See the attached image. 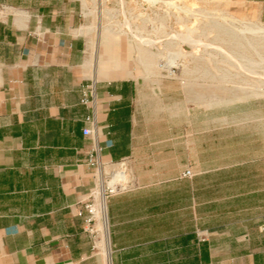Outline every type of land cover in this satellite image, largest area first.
<instances>
[{"label": "crops", "instance_id": "0c3cea01", "mask_svg": "<svg viewBox=\"0 0 264 264\" xmlns=\"http://www.w3.org/2000/svg\"><path fill=\"white\" fill-rule=\"evenodd\" d=\"M82 12L83 0H0V264H264V104L241 119L195 106L188 121L183 104L176 136L140 134L136 83L102 79ZM91 155L132 173L107 202L106 255L78 215L98 184Z\"/></svg>", "mask_w": 264, "mask_h": 264}, {"label": "rangeland", "instance_id": "374dc122", "mask_svg": "<svg viewBox=\"0 0 264 264\" xmlns=\"http://www.w3.org/2000/svg\"><path fill=\"white\" fill-rule=\"evenodd\" d=\"M178 4L184 7L188 6L190 11L188 7L185 10H179L162 2L147 0H83L81 28L87 37L88 44L93 41L98 47L97 50L100 49L99 64L105 65L104 69L107 74L102 79L131 78L136 83L138 93L135 105L139 133L154 136H176L179 105L183 106V104H185L187 121L194 117L197 112L194 110L195 106H209V104L216 105L215 114H217L218 119H223L231 113L234 114L235 119L244 118L252 113H261L262 111L252 112L250 110L258 108L255 106L259 103L264 104V47L253 49V47L244 45L245 49L250 48L246 53L242 46H240L241 49H237V47L230 44L226 45L220 39L225 37L228 30L229 35H231L232 30L239 31L254 24L264 26L258 4L253 0H182ZM89 10H93V13L96 11V13H90ZM221 12H225L223 14L226 15L227 19L220 18L223 15ZM215 16H218V18H215ZM183 18L185 20H182ZM229 18L236 23L233 21L229 23ZM216 19L224 23L225 28L217 27L215 31L212 30L209 33V30L212 29L211 24ZM161 23L166 25L165 33H169V35L153 42L150 39L154 35V26H159ZM186 23L188 26L193 24L203 26L199 28L198 33L203 35L205 32L204 35L200 34L199 36L198 33L196 34V36L201 37L200 39L208 34L212 36L208 35L210 37L207 41L205 39L198 41L197 49L201 50L198 51V56L180 58L187 63V68L182 65L172 67L173 74H170L168 69H162L158 64H164L165 61L167 63L172 52L173 57H175L176 51L182 50V53H185L193 50V45L183 40L180 35L187 33L188 26H186ZM90 25L95 26L89 29L90 33H86L85 31H88ZM105 28L113 30L114 33H103ZM141 37L146 40H142ZM226 39L228 38L226 37ZM238 39L243 44L246 41H244V38ZM218 40L222 42H218ZM205 44H207V47ZM217 45H219L218 48L226 49V52L229 50V52L234 53V51H237L239 53L240 49L241 53L239 54L241 55L234 53L233 58L232 56H226V58L222 52L217 53ZM169 53L170 56L168 57ZM256 53L258 58L255 56ZM247 54H250V56ZM230 57L232 59L230 61L235 64L233 62L231 65L229 64L228 58ZM234 57H236V62L233 60ZM222 59L225 60L221 61ZM248 59L253 61L247 64L250 69L253 68L250 70V74L248 73L249 70L241 69L238 66L242 61L247 63ZM110 60H119V66L110 62ZM255 60L262 61V63ZM254 61L263 66H257ZM220 64L221 69L219 68ZM225 64L227 66H224ZM228 65H235L238 68L233 66L231 74L229 72L231 68ZM224 69H230L228 72L231 77ZM254 69H257V71ZM235 71L236 73H234ZM238 72L243 73L241 74L242 77ZM234 74L239 77L233 76ZM213 75L215 78H213ZM231 85L233 86L231 87ZM173 161L176 162V159ZM121 164H123L122 167ZM108 170L115 172L125 170L128 176L132 174L128 160H123L119 165L117 164ZM98 187L99 184H97L95 190ZM99 224L100 221L96 225L97 228H99Z\"/></svg>", "mask_w": 264, "mask_h": 264}, {"label": "bare ground", "instance_id": "6f19581e", "mask_svg": "<svg viewBox=\"0 0 264 264\" xmlns=\"http://www.w3.org/2000/svg\"><path fill=\"white\" fill-rule=\"evenodd\" d=\"M147 1H152V2H162V3H164V4H166V5H168V6H170V7H176V8H178L179 10H185V8L186 9H188L189 7L188 6H186V7H184V6H181V5H179L178 4V2H182V0H147ZM184 3H185V1H184ZM89 5H91V4H89ZM93 6V5H92ZM95 6V5H94ZM188 7V8H187ZM87 8V7H86ZM89 9V8H88ZM87 9V10H88ZM94 10V9H93ZM93 10H89L90 11V13H93ZM105 10V9H104ZM189 11H190V8L188 9ZM88 11V12H89ZM106 11V10H105ZM186 12V11H185ZM95 13H96V11H95ZM95 13H93V14H95ZM179 13V12H178ZM191 13V12H190ZM210 13V12H209ZM208 13V14H209ZM222 13V12H221ZM223 13H225V12H223ZM222 13V14H223ZM92 14V15H93ZM215 14V13H214ZM192 15V14H191ZM187 16V15H186ZM205 16H207V15H205ZM211 16V15H210ZM209 16V17H210ZM208 17V18H209ZM212 17V16H211ZM229 17V16H228ZM215 18H218V16H215ZM220 18L221 19H227L226 18V15L225 14H223L222 16H220ZM232 18V17H231ZM213 19H214V15H213ZM163 20H164V17H163ZM182 20H185V18H183ZM230 18H229V23H232V21L233 20H231V22H230ZM239 20V19H238ZM214 21V20H213ZM164 22V21H163ZM187 22V21H186ZM205 22H207V21H205ZM205 22H203V23H205ZM233 22H235V21H233ZM153 23H154V21H153ZM236 23V22H235ZM202 24V23H201ZM206 24V23H205ZM156 25V24H155ZM159 25V24H158ZM204 25V24H203ZM208 25V24H207ZM212 25V26H211ZM211 25H209V26H211V28L212 29H210L209 30V33L212 31V30H216V28L217 27H220L221 29L224 27L225 28V24L224 23H221V22H219V20H215L214 21V23L213 24H211ZM235 25V24H234ZM95 25H90L89 26V28H88V30L90 29V28H92V27H94ZM104 26V25H103ZM165 26L166 25H164V23H161L159 26H154V35H153V38H151L150 40L151 41H153V42H156V41H159V40H161V37H163V36H168L169 35V33H165L166 32V29H165ZM186 26H188L187 25V23H186ZM237 26V25H236ZM201 27H203V26H201L200 24L199 25H196V24H193L192 26H188L187 27V33H185V34H180L181 36H182V38H183V40H185V41H188V42H190L192 45H193V50L192 51H190V52H185V53H182V50H179V51H176V54H175V57H173V55H172V53H171V58H170V60H168L167 61V63H166V61H165V63L164 64H158L159 66H160V68H165V69H168L169 70V72L171 73L173 70H172V67H178L179 65H182V66H184L185 68H187V63L186 62H184V61H182L180 58L181 57H187V56H193V57H196V56H198V54H199V52L201 51H199V49H197V44H199L198 43V41H200V40H202V39H205V41H207L208 39H209V37L210 36H212V35H210V34H208V35H210V36H208V35H206L204 38H202V39H200L201 37H199L200 36V34L198 33V30H199V28H201ZM204 27H206V26H204ZM207 28V27H206ZM87 29V28H86ZM223 30H225V29H223ZM228 30V29H227ZM226 30V31H227ZM200 31V30H199ZM203 32H204V30H202ZM202 32V33H203ZM219 32V31H218ZM228 33H226L225 34V37H221L220 39L223 41V43H225L226 45H232L233 47H237V49L238 48H240V46H242L243 48H244V45H248V47H253V49L255 48V49H257V48H259V47H261V46H263L264 47V26H262V24L261 25H258V24H254V25H252V26H247V27H244V28H242V29H240L239 31H235V30H232L231 32V35H229L230 34V32H229V30L227 31ZM103 33H105V34H112V33H114L113 32V30H111V29H107V28H105L104 29V31H103ZM199 34V36H196V34ZM205 33V32H204ZM204 33H203V35H204ZM224 33V32H223ZM102 34V33H101ZM214 34V33H213ZM220 34V33H219ZM179 35V36H180ZM202 35V34H201ZM202 35V36H203ZM216 35V34H215ZM178 36V35H177ZM171 37H173V36H171ZM226 37L228 38V39H226ZM170 38V37H169ZM175 38V37H174ZM215 38V37H214ZM238 38H241V39H243L244 38V44L238 39ZM141 39L142 40H146V39H143V37H141ZM217 40V39H216ZM228 40H229V42H228ZM222 41H219L218 40V42H222ZM223 43H220L221 45H225V44H223ZM200 44H202V43H200ZM209 44H211V43H209ZM220 45V46H221ZM205 46L207 47V44H205ZM94 47H95V42H93V41H91L89 44H88V59H90V57H91V55H92V52L94 51ZM219 47V45H217V53L219 54L220 52H222V54L226 57V56H232V58H233V55H234V53L235 54H239V53H241V51H240V49H239V53H237V51L235 52L234 51V53L233 52H229V50L226 52V49H221V48H218ZM245 49V48H244ZM250 49V48H249ZM249 49L247 50V49H245V51L244 52H246V51H249ZM199 51V52H198ZM252 51V50H251ZM230 54H229V53ZM253 52V51H252ZM246 53H248V52H246ZM245 53V54H246ZM250 53V52H249ZM221 54V55H222ZM245 54H242V55H245ZM257 54V53H256ZM255 54V56L257 57L258 56V54L256 55ZM239 55H241V54H239ZM248 55V54H247ZM168 57L170 56V53L167 55ZM220 56V55H219ZM246 56V55H245ZM248 56H250V54L248 55ZM252 56V55H251ZM222 57V56H221ZM223 58V57H222ZM227 58V57H226ZM235 58L236 57H234V59L233 60H235ZM238 58H240L239 56H238ZM237 58V59H238ZM243 58V57H242ZM258 58V57H257ZM259 58H261V57H259ZM230 59H231V57L230 58H228V61H230ZM252 59V58H251ZM251 59L249 60H247V63L246 62H244L243 63V61L242 62H240L239 63V65L238 66H240L241 67V69L242 68H244V69H246L247 71H248V73L250 74V70H252L253 68V64L250 66L252 69H250L248 66H247V64H250L251 62H253V61H251ZM225 60V59H224ZM223 59L221 60V61H224ZM232 60V59H231ZM244 60V59H243ZM246 60V59H245ZM244 60V61H245ZM186 61V60H185ZM238 61V60H237ZM255 61H258V60H255ZM254 61V62H255ZM213 62V61H212ZM227 62V61H226ZM233 62V61H232ZM231 61H230V65H231V63H232ZM235 62H236V60H235ZM259 62V61H258ZM162 63V62H161ZM234 63V62H233ZM238 63V62H237ZM256 64H257V66L259 65V66H263L264 65V62H263V65H260L259 63H262V61H260L259 63H257V62H255ZM235 64V63H234ZM219 65V64H218ZM236 65V66H237ZM224 66H227L226 64L224 65ZM229 66V65H228ZM234 66V68H238V66L237 67H235V65H233ZM233 66H229V68H231V70L230 69H224L225 71L227 70V72L229 71L231 74H232V67ZM255 66V65H254ZM257 66H255V67H257ZM219 68L221 69V64H220V66H219ZM222 68H223V66H222ZM225 68V67H224ZM200 70V69H199ZM236 70V69H235ZM254 70H256L257 71V69H254ZM220 71V70H219ZM246 71V72H247ZM197 72V71H196ZM229 72H228V74H229ZM245 72V73H246ZM253 72V71H252ZM255 72V71H254ZM253 72V73H254ZM208 73V72H207ZM206 73V74H207ZM223 73V72H222ZM234 73H236V71L234 72ZM239 73V72H238ZM237 73V74H238ZM244 73V74H245ZM252 73V74H253ZM256 73V72H255ZM258 73V72H257ZM228 74H226V75H228ZM231 74H229L230 75V77H231ZM240 74V76H241V74H243V73H239ZM203 75V74H202ZM208 75H210L209 73H208ZM225 75V77H227ZM204 76H206V75H204ZM217 76V75H216ZM233 76H235V77H239V76H236V74H234ZM218 77V76H217ZM242 77V76H241ZM213 78H215L214 77V75H213ZM219 78V77H218ZM228 78V77H227ZM227 78H226V80H227ZM261 78V77H260ZM223 79V78H222ZM235 79V78H234ZM233 79V80H234ZM244 79H246V78H244ZM248 80H250V79H248ZM247 80V81H248ZM228 81V80H227ZM229 81H230V79H229ZM239 81V80H238ZM230 82H232V81H230ZM236 82H237V78H236ZM238 83V82H237ZM236 83V84H237ZM251 83V82H250ZM258 83V82H257ZM240 84V83H239ZM233 85H231V87H232ZM238 86V85H237ZM241 86H242V83H241ZM260 86V85H259ZM239 87V86H238ZM244 87V86H243ZM241 88V87H240ZM117 165V164H116ZM118 165H119V163H118ZM123 166V164H121V167ZM117 169V168H116ZM117 172V171H116ZM119 176H121V177H124V179L125 180H128V175L126 174V172L125 171H118V173H117V176H116V178L113 180V184H116L117 183V178L119 177ZM97 196H98V198H99V203H98V205H99V219H100V224H99V228H98V230H99V233H101V237H100V239H99V241H98V246H99V248H100V250L103 252V254H107V250H108V248H109V239H108V224H109V220H108V212H107V203H106V201H105V198H104V187H103V185H102V183H100L99 184V187H98V189H97Z\"/></svg>", "mask_w": 264, "mask_h": 264}, {"label": "built area", "instance_id": "2783aa9c", "mask_svg": "<svg viewBox=\"0 0 264 264\" xmlns=\"http://www.w3.org/2000/svg\"><path fill=\"white\" fill-rule=\"evenodd\" d=\"M96 86L94 82H90L87 84L82 85V103L88 105L89 103H94L96 98ZM87 121L89 122V126H86L83 129V133L85 136H93L95 135L96 130V118L95 116H89L87 117ZM89 164L93 166H98V184L102 183L104 187V198L106 203L108 202L109 198L117 194L121 191L127 190L132 185L131 176H128V180H125L124 177L119 176L117 178V183L113 184V180L117 176V172L111 170V171H104L103 167H101V162H99V159L91 155L89 159ZM124 164V163H123ZM125 171V170H120ZM126 172V171H125ZM127 174V172H126ZM193 171L191 169H187L182 173V177H191L193 176ZM128 175V174H127ZM99 198L97 196V190H94L90 194L89 200L83 205V207L79 210L78 215L85 217V222L87 224L88 230L90 233H92L95 237L99 236V230L96 227L99 219ZM87 212V214H85Z\"/></svg>", "mask_w": 264, "mask_h": 264}]
</instances>
